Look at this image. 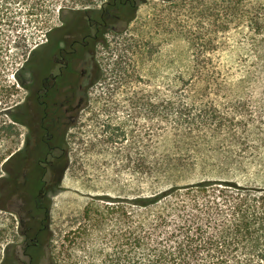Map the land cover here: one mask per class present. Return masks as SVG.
<instances>
[{
  "label": "rangeland",
  "instance_id": "1",
  "mask_svg": "<svg viewBox=\"0 0 264 264\" xmlns=\"http://www.w3.org/2000/svg\"><path fill=\"white\" fill-rule=\"evenodd\" d=\"M106 1L111 0H62L56 7L94 8ZM223 1L142 0L133 11L119 4L110 8V13L121 15V19L115 21L114 31H105L101 42L94 45L93 62L90 56L92 83L77 122L65 137L66 154L56 165L61 189L50 200L48 228L41 237L47 243L44 264H108L116 249L121 209L137 214L125 200L150 195L165 184L155 179L153 167L159 154L173 146V122L163 111L152 113L150 106L158 100L169 101L192 68L227 75L226 89L232 99L250 98L251 107L263 108L264 82L246 78L242 83L256 64L248 24L233 13V3ZM236 1H241L242 7L254 2ZM260 2L264 4V0ZM14 10L17 13L2 38L0 87L4 89L16 84L13 76L35 46H40L32 52L39 64L48 34L55 43L61 16L71 15L66 8L62 14L53 13L45 19L27 18L20 6L15 5ZM80 16L75 14L72 22L78 31ZM21 37L26 50L16 47L21 45V41L17 44ZM22 51L24 57L15 61L14 56ZM26 76L24 68L18 72L22 82ZM25 95L22 87L5 90L0 95V111L21 104ZM224 99L220 96L215 100L222 103ZM262 116L264 119V110ZM3 121L8 122V118L0 115V123ZM14 128L17 134L11 140L15 151L25 131ZM4 144L0 139V153L6 151ZM201 176L196 173L194 178ZM245 181L264 184V173L241 179ZM2 188L0 184V258L26 217L23 206L30 197L28 189L20 188L2 203ZM111 201H117L115 207L119 208L113 215ZM10 203L18 207L16 215L5 209Z\"/></svg>",
  "mask_w": 264,
  "mask_h": 264
},
{
  "label": "trees",
  "instance_id": "2",
  "mask_svg": "<svg viewBox=\"0 0 264 264\" xmlns=\"http://www.w3.org/2000/svg\"><path fill=\"white\" fill-rule=\"evenodd\" d=\"M61 1L0 0V65L3 32L17 13L15 5L27 18L45 19L66 8L73 16L90 12V7H56ZM223 2L233 3V13L248 24L251 34L256 64L242 83L246 78L264 82V4ZM22 38L16 47L26 50ZM24 55L22 51L14 60ZM24 64L13 76L16 84L0 87V95L23 88L18 72ZM190 73L169 101L150 106L152 113L163 111L173 122V146L159 154L153 167L155 179L165 184L150 195L125 200L137 214L120 208L116 249L108 264H264V184L241 182L264 173V91L259 111L251 107L250 98H231L227 75L197 66ZM220 96L224 102L217 103ZM18 106L0 111L8 118L0 123L6 148L0 153V183L12 179L10 163L20 153L12 150L11 140L17 134L11 111ZM196 173L202 176L194 178ZM213 173L215 177L206 176ZM111 202L113 215L119 208L117 201Z\"/></svg>",
  "mask_w": 264,
  "mask_h": 264
},
{
  "label": "flooded vegetation",
  "instance_id": "3",
  "mask_svg": "<svg viewBox=\"0 0 264 264\" xmlns=\"http://www.w3.org/2000/svg\"><path fill=\"white\" fill-rule=\"evenodd\" d=\"M142 0H111L90 8L81 15V30L74 29L75 17L60 18L58 33L48 34L39 64L31 52L25 61L24 101L11 111L13 124L24 129L20 152L10 163L12 179L3 185L2 203L12 191L28 189L25 219L18 224L16 237L3 250L0 264H44L47 243L42 234L48 228L50 200L61 189L57 164L63 160L65 137L76 124L90 89V56L105 31H114L119 14H111L117 4L135 10ZM84 20V21H83ZM57 35V36H56ZM40 47V46H39ZM37 47V48H39ZM37 50V49H35ZM18 186V187H17ZM6 210L15 214L18 207L10 203Z\"/></svg>",
  "mask_w": 264,
  "mask_h": 264
},
{
  "label": "water",
  "instance_id": "4",
  "mask_svg": "<svg viewBox=\"0 0 264 264\" xmlns=\"http://www.w3.org/2000/svg\"><path fill=\"white\" fill-rule=\"evenodd\" d=\"M36 48H37V46H35V47L33 48L32 52L35 51Z\"/></svg>",
  "mask_w": 264,
  "mask_h": 264
}]
</instances>
